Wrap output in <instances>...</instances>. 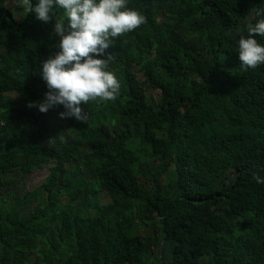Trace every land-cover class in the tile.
I'll list each match as a JSON object with an SVG mask.
<instances>
[{"label":"trees","instance_id":"trees-1","mask_svg":"<svg viewBox=\"0 0 264 264\" xmlns=\"http://www.w3.org/2000/svg\"><path fill=\"white\" fill-rule=\"evenodd\" d=\"M10 2L0 0V264H264V64L246 69L234 51L264 3L128 0L145 22L106 50L120 93L82 105L83 123L61 119L62 106L28 107L47 91L38 68L59 38ZM148 160L149 187L137 169Z\"/></svg>","mask_w":264,"mask_h":264},{"label":"clouds","instance_id":"clouds-1","mask_svg":"<svg viewBox=\"0 0 264 264\" xmlns=\"http://www.w3.org/2000/svg\"><path fill=\"white\" fill-rule=\"evenodd\" d=\"M34 18L52 23L58 37V51L39 65V75L47 91L41 101L29 103L40 112L62 106L58 115L85 123L88 114L82 105L89 101H113L121 84L107 70L111 54L106 50L118 36L128 33L145 22V17L128 6V0H20ZM264 3V0H261ZM58 10V11H56ZM255 23L247 27L246 35L234 41L240 65L256 68L264 64V7L254 9ZM256 183L264 178L254 176Z\"/></svg>","mask_w":264,"mask_h":264},{"label":"rangeland","instance_id":"rangeland-1","mask_svg":"<svg viewBox=\"0 0 264 264\" xmlns=\"http://www.w3.org/2000/svg\"><path fill=\"white\" fill-rule=\"evenodd\" d=\"M19 6H23L21 4L20 0H11L10 7L18 8ZM22 13H23V10L22 11L16 10L14 14L18 18L19 16H21ZM154 94H156L155 91H154ZM155 164H157V161H154V160L149 161L148 160L147 162H145L143 164L137 165V169H138V172H139L140 177H141V182L148 187L150 186L149 184H151V182L154 178L153 177V171L155 169V167H154ZM172 167H173V165L170 166L169 171H166V173L163 174L162 178H164V180L170 174V170ZM48 174H49L48 168L30 173L24 179L25 189L33 190V189L37 188L43 182V180L47 177ZM99 198H100L102 203L112 202V199L110 198V196L105 191H102L100 193ZM143 230L145 233H149L151 231L156 230V227H154V225L152 223H148L145 227H143ZM154 260H155L154 258L150 259L149 263L155 264Z\"/></svg>","mask_w":264,"mask_h":264}]
</instances>
